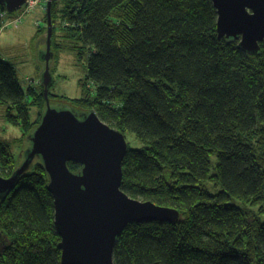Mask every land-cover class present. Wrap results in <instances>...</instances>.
Masks as SVG:
<instances>
[{
	"label": "trees",
	"instance_id": "trees-1",
	"mask_svg": "<svg viewBox=\"0 0 264 264\" xmlns=\"http://www.w3.org/2000/svg\"><path fill=\"white\" fill-rule=\"evenodd\" d=\"M52 15V49L60 20L89 51L95 89L73 105L143 144L129 147L122 190L180 212L174 224L129 225L114 264H264V42L249 56L219 39L211 0H55ZM29 93L35 123L17 70L0 57V102L16 111L21 145L46 107L43 92ZM15 144L0 141L4 178L30 146L16 155ZM35 162L0 199V264H61L48 176Z\"/></svg>",
	"mask_w": 264,
	"mask_h": 264
},
{
	"label": "water",
	"instance_id": "water-1",
	"mask_svg": "<svg viewBox=\"0 0 264 264\" xmlns=\"http://www.w3.org/2000/svg\"><path fill=\"white\" fill-rule=\"evenodd\" d=\"M54 1H47V50L41 54L45 62L41 84L46 108L40 124L28 137L30 146L23 163L11 177L0 176V199L13 192L19 179L39 160L54 200L61 264H114L118 239L129 225L174 224L179 222L180 212L133 199L122 190L123 162L129 150L122 132L101 121L95 112L52 107ZM211 1L218 15L219 39L238 42L240 51L258 56L264 42V0ZM26 3L27 0H0V7L14 15ZM70 163L81 169L72 171Z\"/></svg>",
	"mask_w": 264,
	"mask_h": 264
},
{
	"label": "rangeland",
	"instance_id": "rangeland-1",
	"mask_svg": "<svg viewBox=\"0 0 264 264\" xmlns=\"http://www.w3.org/2000/svg\"><path fill=\"white\" fill-rule=\"evenodd\" d=\"M45 3L44 0L41 4L39 3V7L31 14L26 15L22 23L14 22L20 15L8 13L3 20L5 27L3 29L0 27V57L12 64L17 70L21 88L26 95L25 103L29 110V118L33 123L40 119V115L38 106L33 104L34 99L29 91L33 89L37 94L44 92L41 79L45 70V62L41 54L47 50V19H45L47 4L43 7ZM56 23L57 30L54 44L58 46L52 49L55 57L50 63L53 76L50 94L58 97V99L52 101V107L66 106L79 112L73 105V101L86 98L88 93L94 92L95 89L91 82L86 81L89 51L82 41L69 39V35L62 28L60 20L59 24L58 21ZM42 28L45 29L43 33ZM86 84L88 89L85 87ZM67 101L72 102L67 103ZM9 109V105L0 102V141L16 143L14 149L17 155L24 148L27 149L29 142L24 140L25 142L22 145L21 142L18 144V141L24 136V129L21 125H15L9 120L10 112L13 116H16V111H10ZM126 139L132 149L143 147L140 140L132 134H126ZM24 160L25 157L23 156L18 164L21 165ZM211 162L212 166L215 167L217 159L213 157ZM207 187L212 194H217L220 191V187L216 186V188L210 182L207 183ZM231 203L243 207V204L237 200H232ZM261 218L264 220V215H261Z\"/></svg>",
	"mask_w": 264,
	"mask_h": 264
},
{
	"label": "built area",
	"instance_id": "built-area-1",
	"mask_svg": "<svg viewBox=\"0 0 264 264\" xmlns=\"http://www.w3.org/2000/svg\"><path fill=\"white\" fill-rule=\"evenodd\" d=\"M44 1H45L46 3H45V5H44L43 7L46 6L48 0H44ZM59 1H61V0H59ZM42 2H43V0H27V3H26V5H25V7L23 8V10H22L21 12L16 13V14H18V15H20V16H19V18H18L17 20H14V22H16V23H18V22L22 23L24 17H25L26 15L31 14L35 9H37V8L39 7L38 4H39V3L41 4ZM44 9H45V8H44ZM45 10H46V9H45ZM7 14H8L7 11H5V10H1V11H0V18H1V19L5 18V17L7 16ZM37 25L40 26V24H38V23H37ZM4 27H5V26H4V23H3V24H2V29H3Z\"/></svg>",
	"mask_w": 264,
	"mask_h": 264
},
{
	"label": "bare ground",
	"instance_id": "bare-ground-1",
	"mask_svg": "<svg viewBox=\"0 0 264 264\" xmlns=\"http://www.w3.org/2000/svg\"><path fill=\"white\" fill-rule=\"evenodd\" d=\"M23 8H24V7H23ZM23 8H22V10H23ZM22 10H20V11H18V12H21ZM18 12H17V13H18Z\"/></svg>",
	"mask_w": 264,
	"mask_h": 264
},
{
	"label": "flooded vegetation",
	"instance_id": "flooded-vegetation-1",
	"mask_svg": "<svg viewBox=\"0 0 264 264\" xmlns=\"http://www.w3.org/2000/svg\"><path fill=\"white\" fill-rule=\"evenodd\" d=\"M52 101V100H51Z\"/></svg>",
	"mask_w": 264,
	"mask_h": 264
}]
</instances>
